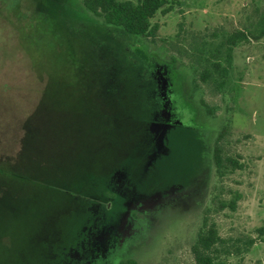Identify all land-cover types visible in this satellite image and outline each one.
<instances>
[{
    "label": "rangeland",
    "instance_id": "obj_1",
    "mask_svg": "<svg viewBox=\"0 0 264 264\" xmlns=\"http://www.w3.org/2000/svg\"><path fill=\"white\" fill-rule=\"evenodd\" d=\"M6 2V5L0 3V166L11 162L20 151L24 120L35 109L45 85L40 70L57 74L61 65L59 58L68 54L66 41L61 40H92L94 34L87 25L101 26L100 19L86 12L80 0L68 2L78 18L69 23L50 14L51 10H43L41 6L35 8L34 0H20L16 10L7 8L14 0ZM165 2L163 10L169 8V11H158L150 21L158 26L155 38L152 41L145 37L133 38L131 45L144 55L151 71L160 77L159 83L164 81L166 88L175 86L182 103L193 112L194 122L203 134L207 169L203 178L185 190L167 186L144 194L145 198H141L145 202L143 213L135 207L126 213V219L141 220L138 240L126 251L105 250L102 262L96 264H117L122 258L133 259L136 264H194L190 246L206 209H209L207 221L214 224L224 241L215 253L223 264H264V235L258 236L255 232L264 225V36L257 35L264 18V0ZM38 16L42 18L39 20ZM235 31L243 32L246 39L231 49L223 89L216 92L212 85L200 84L192 91L201 65L199 57L212 51L224 35ZM32 41L37 42L32 44ZM70 45L73 50H80L77 44ZM32 59L38 75L31 68ZM166 71L170 74L166 75ZM200 101L212 108V115L206 113ZM152 123L148 125L150 142L145 162L135 167L134 173L124 172L125 180L132 177L137 188H141L140 177L151 166L146 160L155 147L156 135L149 131ZM224 125L229 128L224 150L240 167L217 180L210 155L213 139ZM43 138L32 160L44 157V164L51 160L48 167L55 180L63 171L54 164V158L59 156L56 150L62 145L61 135ZM71 140L72 136L66 165L71 164ZM117 177L114 173L109 182ZM30 188L27 183L26 189ZM132 194L130 197L134 199ZM234 195L237 200L233 211H211L210 200L227 203ZM119 197L114 192L112 201L116 204ZM7 216L10 215L3 218ZM5 222V232L9 235L13 232L14 237L1 241L10 247V252L24 248L30 241L24 236L29 224L25 220L14 224L13 219L7 218ZM78 236L83 238L82 233ZM248 241H252L250 246ZM35 244L36 238L27 244L26 251H35ZM68 258L67 264H75L76 251L70 252ZM83 262L95 264L85 259Z\"/></svg>",
    "mask_w": 264,
    "mask_h": 264
},
{
    "label": "trees",
    "instance_id": "obj_2",
    "mask_svg": "<svg viewBox=\"0 0 264 264\" xmlns=\"http://www.w3.org/2000/svg\"><path fill=\"white\" fill-rule=\"evenodd\" d=\"M6 1L0 3L6 5ZM68 2L34 0V6L37 9L44 6L43 10H51L50 14L69 23L78 18ZM19 4L20 0H14L7 8L16 10ZM80 4L91 16L100 19L101 26L87 25L94 34L92 40H61L66 41L68 54L59 58L57 74L46 68L40 70L45 85L38 104L24 120L20 151L11 162L0 166V264H67L85 220L95 211H105L97 205L102 198L111 196L109 179L121 169L133 173L135 167L145 162L149 149L148 125L159 112V99L151 68L131 41L140 37L152 41L158 26L150 21L158 11L166 13L169 8L163 10L165 0H80ZM257 35L264 36V18ZM222 39L212 51L199 57L201 65L192 91L200 84L212 85L216 92L223 89L231 49L246 36L235 31ZM71 43L80 50H73ZM31 63L38 75L34 59ZM200 104L212 115L210 106L203 101ZM51 134L61 135L62 142L54 164L63 171L55 180L48 167L51 160L48 164H44V157L32 160L43 137ZM228 135V125H224L212 143L211 165L217 180L240 167L224 150ZM70 136L71 164L66 165ZM174 141L179 147L183 142L177 138ZM27 183L30 189H26ZM236 198L234 195L227 203L210 200L211 211H233ZM208 212L209 209L203 211L190 254L194 264H223L215 253L224 241L214 224L207 221ZM6 215H10L5 218L13 219L14 224L24 220L29 224L24 236L30 238L29 242L36 238L35 251L27 252L29 242H26L24 248L10 252V247L1 241L14 237L13 232L10 235L5 232ZM255 232L264 235V225ZM247 244L250 246L252 241ZM117 264L136 262L125 258Z\"/></svg>",
    "mask_w": 264,
    "mask_h": 264
},
{
    "label": "flooded vegetation",
    "instance_id": "obj_3",
    "mask_svg": "<svg viewBox=\"0 0 264 264\" xmlns=\"http://www.w3.org/2000/svg\"><path fill=\"white\" fill-rule=\"evenodd\" d=\"M165 74L169 75L170 72L166 71ZM151 75L156 83L159 99L157 83L160 77L152 71ZM166 86L163 87L164 94H162L164 109L159 107V112L152 122L165 125L164 127L168 130L166 135L167 155L159 160L156 159L154 163L147 159V163L151 166L149 165L144 176L140 175L142 178L139 181L141 188L136 187L132 177L131 180L121 179L118 181L116 179L114 182H110L111 191L108 193L111 196L102 198V203L97 205V208L107 210L108 213L95 211L85 220L80 232L83 234V238L78 236L76 246L71 248L76 251L77 261L75 264L81 260L84 261V259L96 264L102 262L100 259L104 258L102 252L105 250L126 251L133 246L139 238L137 236L141 230L139 227L141 220L132 217L126 219V213L135 207L142 214L145 204L141 199L143 196L149 195L155 188L167 186L185 190L197 179L203 178L207 163L201 128L194 122L193 112L180 100L175 86L167 88ZM175 138L183 141L180 147L175 143ZM159 151L164 150L161 148ZM135 171L137 170H134L133 173ZM114 192L120 196L119 202L116 204L112 201ZM131 194L134 195V199L132 196L130 197ZM122 215L125 216L123 219ZM103 247L107 249H102ZM83 261L81 263L86 264Z\"/></svg>",
    "mask_w": 264,
    "mask_h": 264
},
{
    "label": "water",
    "instance_id": "obj_4",
    "mask_svg": "<svg viewBox=\"0 0 264 264\" xmlns=\"http://www.w3.org/2000/svg\"><path fill=\"white\" fill-rule=\"evenodd\" d=\"M164 81H162V83H159L158 82V85H157V89H158V96H159V99H160V103H159V107H162V109H164V103H163V100H164V97H162L163 93V87H164ZM163 112V111H162ZM162 115V114H161ZM165 125H161V124H157V123H152L151 126H150V132L151 133H154V135H156V139H155V147L153 149V151L151 152V154H149V159H150V162H154L156 159H158L159 156H163V155H166L167 153V147H166V143H167V138H166V135L168 133V130L164 127ZM163 149L164 151H159V149ZM116 175L118 176L117 177V180L120 181L121 179H125V175H124V170L121 169L119 170ZM145 198V196H143ZM142 197V198H143Z\"/></svg>",
    "mask_w": 264,
    "mask_h": 264
}]
</instances>
